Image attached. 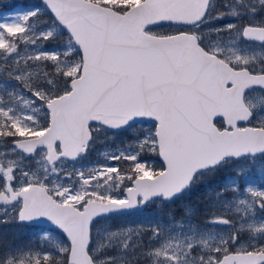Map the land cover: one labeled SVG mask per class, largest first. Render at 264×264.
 <instances>
[{"label":"snow or ice","instance_id":"6c2138e0","mask_svg":"<svg viewBox=\"0 0 264 264\" xmlns=\"http://www.w3.org/2000/svg\"><path fill=\"white\" fill-rule=\"evenodd\" d=\"M0 77V264H264V0H39Z\"/></svg>","mask_w":264,"mask_h":264},{"label":"rangeland","instance_id":"374dc122","mask_svg":"<svg viewBox=\"0 0 264 264\" xmlns=\"http://www.w3.org/2000/svg\"><path fill=\"white\" fill-rule=\"evenodd\" d=\"M3 0H0V13H5L10 11L12 8H15L16 10H25L27 8H30L35 5V2L33 0V5H31V0H7L6 3H1ZM25 1V2H24ZM24 2V3H23ZM22 4H25L26 8L22 6ZM21 5V6H19ZM51 47V46H50ZM3 81V78L0 77V82ZM107 147L105 144H98L96 146L97 152H102ZM96 159V153H93L87 160L82 161L83 164H89L93 160ZM226 176V173L221 174V177L218 178V183H223L224 179L223 177ZM251 179L255 181L256 183H259V168L254 170ZM206 188L205 186H199L197 187L192 193L189 194V196L183 200L178 201L175 205H172V208L175 211V215L177 218H179L183 214V209L185 204H191L196 209V215L193 217V221L196 222L200 219V212H202V196L205 192ZM155 215V213H153ZM144 222V217H129L126 221H122L121 223H125L127 225H135L138 223ZM0 231H7L9 238H12L13 236L27 240L31 239L35 235V229L29 228V227H21L19 229L15 228L12 225L7 226V229L4 228V226H0Z\"/></svg>","mask_w":264,"mask_h":264},{"label":"trees","instance_id":"16d2710c","mask_svg":"<svg viewBox=\"0 0 264 264\" xmlns=\"http://www.w3.org/2000/svg\"><path fill=\"white\" fill-rule=\"evenodd\" d=\"M7 2V0H3L1 3H6ZM25 2V1H24ZM23 2V3H24ZM34 2H35V5L36 4H38L39 3V0H34ZM31 5H33V0H31ZM19 6H21V5H19ZM22 6L24 7V8H26V6H25V4H22Z\"/></svg>","mask_w":264,"mask_h":264}]
</instances>
